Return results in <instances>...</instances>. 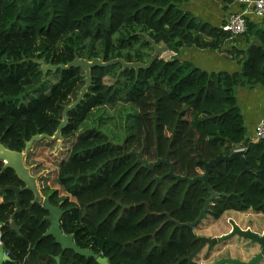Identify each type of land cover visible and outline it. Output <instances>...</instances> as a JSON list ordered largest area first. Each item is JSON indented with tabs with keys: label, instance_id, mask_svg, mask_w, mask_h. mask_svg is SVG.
I'll return each mask as SVG.
<instances>
[{
	"label": "trees",
	"instance_id": "trees-1",
	"mask_svg": "<svg viewBox=\"0 0 264 264\" xmlns=\"http://www.w3.org/2000/svg\"><path fill=\"white\" fill-rule=\"evenodd\" d=\"M233 0H225L230 3ZM182 0H0V143L22 153L36 135L53 136L64 110L77 101L85 86L79 67L43 72L46 65H67L76 57L108 62L122 58L146 63L153 47L143 34L168 49L149 69L120 64L92 69V83L82 103L68 114L62 130L66 155L52 156L51 144L35 143L26 165L50 168L44 196L66 213L61 227L77 246L106 257L110 264H199L184 260L199 246L193 223L210 197L202 182L187 191V182L171 188L166 164L151 171L137 163H154L168 155L177 175L195 178L205 173L202 160L232 155L244 148L250 171L240 160L219 163L210 186L220 196L207 217L219 220L227 211L253 210L264 215V140L247 137L237 107L236 89L264 85V26L247 20L243 49L223 50L233 35L197 20L184 11ZM221 51L242 65L238 73H209L178 58L183 48ZM43 73L44 93L30 97L27 88ZM60 75L51 84L49 77ZM110 79L112 83H107ZM30 97L22 103L26 96ZM36 96V97H35ZM130 103L137 109L134 131L122 144L99 127L78 132L98 107ZM42 142V141H41ZM32 161L31 164L29 161ZM34 162V163H33ZM155 177H163L157 183ZM22 188L21 212L12 228L16 195L5 192L0 202L1 241L10 261L5 264H57L62 253L51 236L48 211L33 204L34 193L0 161V188ZM43 185V183H42ZM60 264H99L73 251Z\"/></svg>",
	"mask_w": 264,
	"mask_h": 264
},
{
	"label": "water",
	"instance_id": "water-1",
	"mask_svg": "<svg viewBox=\"0 0 264 264\" xmlns=\"http://www.w3.org/2000/svg\"><path fill=\"white\" fill-rule=\"evenodd\" d=\"M143 36L146 38V40L151 43L153 47V53L150 56L149 60L146 63L142 62H127L126 60L122 58L113 59L108 62H104L103 60H100L98 58L93 59L91 61L86 59H81L79 57H76L72 62L68 63L67 65L60 64V65H51L46 63L44 61H38V64L41 65V69L43 72L47 73L48 71L57 72L60 69L68 70L72 67L79 68L81 67L85 71V86L83 87L82 91L80 92L78 99L76 102L68 106L63 113L62 121L56 131V133L53 136H49L47 134L42 135H36L34 136L27 144L24 152L19 153L15 151H10L6 149L1 143H0V161L4 163V168L8 169L11 168L15 171L18 178L23 182L24 188L26 190H30L34 193V201L33 204H40L42 205L47 211L48 215L46 216V220L50 223V227L48 231L45 233V237H53L55 239V242L60 245L62 249V253L56 257L57 264H60V260L62 257L63 252L65 251H73L74 253L81 255L83 257H92L94 258L97 263L99 264H110L108 259L106 257L100 256L94 252H92L90 249H82L79 246L76 245L74 241V235L73 234H65L62 230L61 223L63 218L65 217L66 211L61 208V206H56L52 204L51 199L49 196H43L42 192L39 188V176L32 174V169L26 165V155L32 148V146L37 143L41 142L43 140H48L50 142H54L56 140H63L62 137V130L67 127L68 125V114L69 112L76 109L82 101L85 99L88 90L91 87L92 83V69L100 67H108L115 64H120L121 69L118 72V76H120L123 72H125L127 69L129 70H135L136 74H138L140 69H149L155 60L158 58L163 57L168 53V49L163 45H158L153 39H151L146 34H143ZM138 156L137 163L141 164L143 167L149 170H153L155 166L160 164H166L169 167V171L166 176L171 177L175 180V183L169 188H173L174 185L180 183V182H187V191L191 188V186L195 185L197 182H202L206 190L209 192L210 197L206 199L204 208L200 212L198 218L191 224H186V226H191L193 228L197 227L206 217L207 213L209 211V207L212 205L213 201L218 198L220 195L216 193L212 187L210 186L209 180H210V174L214 167H216L221 162L231 161V160H240L243 164L244 171L248 172L250 171L244 156V150H235V152L230 155H219L216 158H214L211 161H204L202 160V157L200 153H198V157L200 162L204 165L205 173L203 175L197 176L195 178H190L188 176H181L177 175L174 171L173 164L170 161L169 155L165 159H158L154 163H149L142 159L141 153H135ZM158 184L163 181V177H155L154 179ZM12 191L16 195V211L14 215L12 216L13 221L11 222L12 228L16 229L17 231H20V226H18L15 222V216L19 212H21V193L22 188L17 187L15 185L6 186L3 188H0V195H3L5 192ZM232 227L233 230L222 237L219 238H207V237H197V241L199 242L198 248L191 253L190 256H188L184 260L191 261L194 257L198 255V253L205 247H208V252H211L212 249L220 242L227 240L233 236H239L243 239L250 241V246H248L246 249L250 251L253 248V245H258L260 247L259 252L253 256L252 259L249 261H241L238 259H221L216 262V264H264V234L259 235L257 233H253L249 230L243 231L241 230L233 221H232ZM2 226H0L1 230ZM10 257L7 253H5L4 247L0 244V264H4V262L10 261Z\"/></svg>",
	"mask_w": 264,
	"mask_h": 264
},
{
	"label": "crops",
	"instance_id": "crops-1",
	"mask_svg": "<svg viewBox=\"0 0 264 264\" xmlns=\"http://www.w3.org/2000/svg\"><path fill=\"white\" fill-rule=\"evenodd\" d=\"M180 6L184 11L191 13L197 20L217 28H222L231 14L240 13H245L247 20L261 27L264 26V17L258 16L235 0L230 3H226L225 0H182ZM234 47L245 50L248 47V43L242 38V35H233L226 41L223 50L230 51ZM178 58L182 61L190 62L209 73L226 72L233 74L242 70V65L238 60L224 57L221 51L193 47L183 48ZM236 101L237 107L244 117L247 137L253 141L255 128L260 119L264 118V85L250 86L246 84L238 87L236 89ZM30 168L34 171L33 165ZM33 171V175L39 176L38 184L42 192V175L35 174ZM42 195L44 196L43 193ZM2 201L3 196L0 195V202ZM232 221L243 231L249 230L259 235L264 234V215L251 209L243 212L227 211L219 220H214L210 216L206 217L195 227V232L198 237L219 238L233 230ZM248 246H250L249 240L236 235L218 243L211 252H208V247L205 246L198 253L196 259L200 262L199 264H216L217 261L225 258L249 261L259 252L260 247L255 244L248 251L246 249Z\"/></svg>",
	"mask_w": 264,
	"mask_h": 264
},
{
	"label": "rangeland",
	"instance_id": "rangeland-1",
	"mask_svg": "<svg viewBox=\"0 0 264 264\" xmlns=\"http://www.w3.org/2000/svg\"><path fill=\"white\" fill-rule=\"evenodd\" d=\"M168 56L169 54H166L163 57H168ZM59 78H61V76L56 74L55 76L49 77L48 80L51 82V84H54L55 82L58 81ZM106 82L109 84L112 83L110 79H107ZM44 85H45V78L43 77V73L42 74L38 73V75L35 77L34 84L31 87L27 88L28 89L27 94H30L31 97L34 95L44 93L45 91H48V89L42 91ZM30 97L27 95L25 99H23L22 103H26L28 101L26 100V98L30 100ZM136 113H137V109L135 108V106H133L130 103H118L114 106H106V107L102 106V107L94 108L87 115L85 121L81 125L78 132L81 133L88 129L99 127L104 133H106L111 138V140L114 143L122 144L124 139L134 131L133 123L135 120ZM39 143H41V145H44L42 144L44 143L43 141ZM66 143L67 142L64 140H60V141L56 140L52 142L50 154L56 157H59L61 154L66 155L67 147H68ZM26 159H27V155H26ZM31 162L32 161L30 160L29 163L31 164ZM37 165L39 164L34 163L33 165L34 171L33 170L32 171L35 174L42 175L43 177L42 179L45 181L48 177H50L51 170L50 168L43 167L40 165L39 166L40 169L36 171L35 168L37 167ZM44 185L45 183L41 182V186Z\"/></svg>",
	"mask_w": 264,
	"mask_h": 264
},
{
	"label": "built area",
	"instance_id": "built-area-1",
	"mask_svg": "<svg viewBox=\"0 0 264 264\" xmlns=\"http://www.w3.org/2000/svg\"><path fill=\"white\" fill-rule=\"evenodd\" d=\"M238 3L243 4L247 9L252 10L255 14L260 17H264V0H235ZM226 32L231 33L234 36L243 35L247 31V19L245 13L231 14L226 24L222 27ZM169 54V53H168ZM264 140V118L260 119L256 128L253 141ZM236 150H244V148H237ZM1 226V224H0ZM2 233L0 230V244Z\"/></svg>",
	"mask_w": 264,
	"mask_h": 264
}]
</instances>
